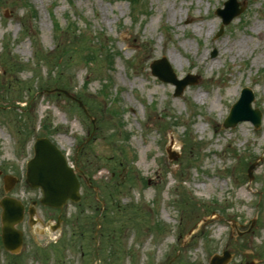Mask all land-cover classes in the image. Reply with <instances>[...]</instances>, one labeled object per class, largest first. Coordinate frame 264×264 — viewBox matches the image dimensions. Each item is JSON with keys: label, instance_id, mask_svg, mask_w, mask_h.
<instances>
[{"label": "rangeland", "instance_id": "1", "mask_svg": "<svg viewBox=\"0 0 264 264\" xmlns=\"http://www.w3.org/2000/svg\"><path fill=\"white\" fill-rule=\"evenodd\" d=\"M225 1L139 0L131 12L127 0H74L75 12L70 0H0V199L42 196L25 181L38 136L82 182L78 205L38 203V223L18 225L19 252L0 240V264H210L223 250L227 264H264V0H239L217 35ZM68 16L77 23L55 48ZM162 56L198 82L174 96L151 73ZM244 86L262 125L224 127ZM5 173L23 178L9 192Z\"/></svg>", "mask_w": 264, "mask_h": 264}, {"label": "water", "instance_id": "2", "mask_svg": "<svg viewBox=\"0 0 264 264\" xmlns=\"http://www.w3.org/2000/svg\"><path fill=\"white\" fill-rule=\"evenodd\" d=\"M238 0H228L225 8H219L217 13L223 17V23L229 24L234 17L245 9V5L239 7ZM224 25L221 28L223 32ZM152 73L164 81H169L177 85L175 95H181L188 84L196 82V77L189 74L184 79H178L166 57L156 59L151 63ZM254 93L250 88L243 89L239 101L233 106L230 115L224 122L225 127L235 126L241 120H251L256 127L261 124L262 113L259 108H252ZM178 154L170 153V158L177 159ZM256 163L249 168V175L252 178V170ZM27 181L33 187H42L44 197L41 199L43 204L53 207H63L68 199L79 201L80 182L75 170L67 164V161L58 149L48 138L41 137L35 144V157L29 162ZM6 190H10L17 179L12 176L5 177ZM4 208L2 215L3 222V243L8 250L18 252L23 244L22 231L15 228V224L23 219L24 207L14 198L5 197L1 201ZM34 211L31 210V214ZM33 221V220H32ZM35 222V221H33ZM255 222V221H254ZM60 221H58V225ZM56 228V227H54ZM230 259V252L225 251L223 256H214L212 264H226Z\"/></svg>", "mask_w": 264, "mask_h": 264}, {"label": "trees", "instance_id": "3", "mask_svg": "<svg viewBox=\"0 0 264 264\" xmlns=\"http://www.w3.org/2000/svg\"><path fill=\"white\" fill-rule=\"evenodd\" d=\"M129 2H130V4H131V9H132V12H134L136 9H137V6H138V2H139V0H128ZM70 2L72 3L73 2V0H70ZM76 23L75 22H73V23H71V26H69L67 29H66V31L65 32H68L71 28H72V26H74ZM54 29H55V39L57 40V43H58V37H59V35L63 32V29H62V27L58 24V23H56L55 24V27H54ZM99 42V41H98ZM101 44H102V42H100ZM58 47L57 48H59L60 46H61V42H59L58 44ZM103 47V46H102ZM93 55L95 56L96 55V57L97 56H107L108 55V53H107V51H105L104 52V50H102V49H94L93 50Z\"/></svg>", "mask_w": 264, "mask_h": 264}, {"label": "bare ground", "instance_id": "4", "mask_svg": "<svg viewBox=\"0 0 264 264\" xmlns=\"http://www.w3.org/2000/svg\"><path fill=\"white\" fill-rule=\"evenodd\" d=\"M193 17V19H195V20H198V18L196 17V16H192ZM259 28V27H258ZM197 96L202 100V99H204V97H205V95H203V94H201V93H197Z\"/></svg>", "mask_w": 264, "mask_h": 264}, {"label": "flooded vegetation", "instance_id": "5", "mask_svg": "<svg viewBox=\"0 0 264 264\" xmlns=\"http://www.w3.org/2000/svg\"><path fill=\"white\" fill-rule=\"evenodd\" d=\"M28 209H29V207H27V206L25 205V216L27 215Z\"/></svg>", "mask_w": 264, "mask_h": 264}]
</instances>
